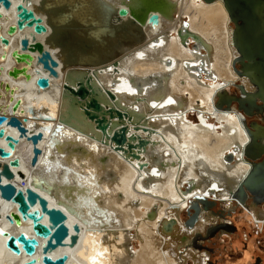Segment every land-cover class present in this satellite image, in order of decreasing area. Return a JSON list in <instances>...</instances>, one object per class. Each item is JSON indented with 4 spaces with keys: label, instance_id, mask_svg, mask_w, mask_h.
<instances>
[{
    "label": "bare ground",
    "instance_id": "1",
    "mask_svg": "<svg viewBox=\"0 0 264 264\" xmlns=\"http://www.w3.org/2000/svg\"><path fill=\"white\" fill-rule=\"evenodd\" d=\"M13 1L14 4L17 2ZM44 1L45 5L41 7L40 0H33L37 11H47L46 16L42 14L44 19L62 22L73 16L86 29L85 23L97 24L86 31L80 27L77 32L81 36L89 35L92 43L100 48L96 51L91 48L87 52L78 49L77 61L93 64L66 68L65 52L53 49L60 57V73L50 75V87L39 89L36 76L38 73L49 75V72L37 61L29 66L31 71L37 68L30 79L14 78L8 73L13 64H25L11 55L24 32L8 34L9 24L16 22L14 4L9 9L1 7V31L9 37V44L2 42L0 37V108L10 115L12 93L5 88V82L9 81L15 88L14 97L22 98L17 113L21 117L28 116L25 124L30 128L39 120L42 124L37 128L44 131L39 142L44 151L35 166L31 164L33 143L26 136L21 137L15 152L21 162L14 169L17 171L20 167L28 176L21 178L17 171L13 181L25 186L31 179H44V183L31 184L32 187L46 197L50 207L66 211L70 231L79 235L76 244L65 243L48 253L53 257L66 253L65 264H177L179 257L173 255L175 246L180 242L181 247H185L195 240L200 233L198 226L204 224L203 213L208 214L202 206L194 227L187 225L185 220L179 225L180 212L189 205V200L196 193H206L221 199L222 204L227 200L233 202L232 190L250 169V162L243 156V145L249 136L238 113L216 106L218 92L229 88L230 83L246 81L244 83L249 87H245L254 89L248 78L236 71L235 65L240 67L236 63L239 51L232 41L230 18L231 30L227 29L229 12L226 4L223 0H166L167 3L165 0ZM59 4H67V13L51 14L49 7ZM121 6L129 9L127 15L118 13ZM155 10L160 13V22L153 25L148 16ZM184 15L189 17L190 26L188 20H183ZM179 21L181 24L176 29L173 25ZM135 25L137 32L130 33ZM25 31L33 34L29 27ZM36 38L42 36L36 34ZM118 41L121 42L119 46ZM161 47H166L175 60L153 58L154 50ZM233 49L237 52L234 56ZM4 52L7 53L5 58L2 57ZM107 59L110 60L94 64ZM70 68L93 71L103 90L108 87L115 92V99H110L105 92H101V96L108 98V104L132 114L131 120L124 119L128 124V136L139 133L149 138L144 146L135 149L139 157L105 141L101 138L102 132L91 125H84V133L69 126L54 133L53 124L58 125V112L69 104V100H61V93L65 73ZM113 78L117 79L116 84L109 82ZM197 85L206 88L204 91L207 90L208 95ZM191 86L197 89V96L193 95ZM45 105L47 108L44 109ZM30 106L36 107L44 116H33ZM191 109L198 115L197 120L190 117ZM213 115L216 121H212ZM4 125L8 132L18 135L17 127ZM0 144H6L4 137H0ZM73 145L81 149L68 151ZM226 152L233 156L227 159ZM142 156H146L147 166L141 167ZM186 181H193L190 188L183 187ZM245 190L249 193V189L245 187ZM0 205V227L16 235L22 231L28 236L33 235L30 219L20 225L7 219V212L18 211L16 202L0 197ZM68 206L80 215L70 211ZM140 207L148 213L139 212ZM151 207H156L158 214L156 209L151 211ZM48 216L46 212L45 220ZM147 219L159 224L163 220L162 229L159 226L154 233L153 223ZM76 222L80 224L79 231L74 228ZM178 226L179 230L192 231L190 236L195 233V238H189L188 233L179 237ZM137 237L142 245L139 250H132L133 240ZM6 238L7 235L0 234V264H24L32 257L25 251L14 252L6 245ZM39 239L41 243L46 240ZM193 252L196 251L193 249ZM42 255L40 245L35 256L41 258ZM194 264L201 263L196 261Z\"/></svg>",
    "mask_w": 264,
    "mask_h": 264
},
{
    "label": "water",
    "instance_id": "2",
    "mask_svg": "<svg viewBox=\"0 0 264 264\" xmlns=\"http://www.w3.org/2000/svg\"><path fill=\"white\" fill-rule=\"evenodd\" d=\"M229 12L232 26V41L239 51V56L236 63L240 67H236V71L248 78L254 89L249 90L244 82L236 83L240 88L239 93L236 91L228 92L223 88L218 92L216 106L220 109L234 110L238 113L241 123L246 129L249 139L243 145V156L250 162L249 172L242 178L232 190V198L243 199L246 194L245 187L251 190L256 199L264 195V122L257 120H247V115H259L264 120V0H223ZM13 0H0V17L3 16L1 7L4 6L9 9L13 6ZM41 7H44L45 1L40 0ZM111 7V5H108ZM16 22L9 24L8 34H14L16 31H22L19 37V46L11 50V55L16 61H24L25 64H13L8 68L9 75L14 78L24 76L30 79L33 76L29 66L35 61L40 63L42 67L49 72V75L38 73L35 82L39 89H45L51 86L52 81L50 75L58 76L60 73L59 65L61 64L60 57L53 49L59 48L58 51L65 52V65H89L93 62L77 61V50L87 52L88 49H100L96 43H92L89 35L81 36L78 34V28H82L80 21L76 17L70 16L66 21L55 22L47 15L46 10L37 11L33 0H17L14 4ZM50 13L54 15H62L67 13V4L52 5L49 7ZM129 9L121 6L118 13L122 16L127 15ZM43 14V15H42ZM45 15V16H46ZM148 20L156 25L160 22V13L158 11H150ZM87 29L95 27L97 24L85 23ZM125 25V23H124ZM33 30V34L29 35L25 30L27 28ZM84 28V27H83ZM85 31L87 30L84 28ZM137 26L133 30H129L133 34L137 31ZM86 33V32H85ZM36 34L42 36L37 39ZM0 37L2 42L9 44V37L2 33L0 25ZM186 36L183 35L184 42ZM121 42L118 41V45ZM92 44V45H91ZM38 52L37 54H35ZM58 56V57H57ZM2 57H7L4 52ZM110 59L96 62L100 64L107 62ZM3 67V66H2ZM63 68V66H62ZM62 70V69H61ZM117 70V67H115ZM235 84V83H234ZM5 88L10 90L12 103V110L10 115L0 108V137H4L6 144H0V197L11 200L17 203V210H11L6 213L7 219L11 223L20 225L24 220L30 219L32 223L33 235L28 236L24 231L19 234L10 233L7 229L0 227V234L7 235L6 245L16 253L25 251L32 254V257L24 262V264H65L68 259L66 253L53 257L48 251L53 250L59 245L65 243L76 244L79 240L77 232H71L70 226L66 222L67 213L59 207H50L46 197L34 189L31 184L44 183V179H31L28 185H18L13 181L16 178V173L20 174L21 178L26 179L27 173L20 167L16 171L14 167L20 165V157L15 153L17 145L21 137H27L33 143V153L31 156V164L37 165L40 156L43 154V148L39 145L40 140L44 137V131L37 128L42 124L39 120L35 122V126L30 128L25 124L28 119L27 115L21 117L17 110L22 104L21 97H14V86L9 82H5ZM101 92H105L110 99H115V92L106 87L104 90L99 82L96 80L93 71L74 70L70 68L65 73L63 89L61 93V100L68 101L66 107L58 112V125L53 124V131L61 132V127H73L78 132H86L84 125H91L93 129H98L102 132L101 138L105 141L115 145L116 148L130 153L133 157H139V153L135 151L136 148L144 146L148 141V137H144L139 133H134L133 136H128V124L124 123V119H132V114L128 111L122 110L116 105L108 104L106 99L102 97ZM47 105L44 106V109ZM29 110L33 116L43 117L44 115L37 112V108L30 106ZM198 117V115H197ZM118 118V119H117ZM118 120V124L116 122ZM4 124L15 126L18 128V135H14L7 131ZM137 126V125H136ZM147 128V126H144ZM94 134L93 132H88ZM65 133H62L64 135ZM62 143V141H59ZM61 146V145H60ZM62 148V147H61ZM81 149L80 146L73 145L68 147V151H77ZM232 153L226 152L225 157L230 159ZM141 158V157H140ZM261 158V159H258ZM140 163L141 167L147 166L148 162L145 160L146 156ZM6 178V180H4ZM193 181H188L190 188ZM37 202L40 203L37 206ZM216 204V199H210L206 193H196L192 199L189 200L188 210L189 217L186 219V224L194 227L197 221L200 208H210ZM1 208V205H0ZM191 208L194 209L192 212ZM70 211L80 215L71 206H68ZM212 210V209H210ZM48 213V219L45 220V213ZM85 220V219H84ZM228 225L231 228L236 226L228 220H224L220 226ZM76 231L80 230V224H74ZM216 227L209 228V233L214 232ZM39 237L46 240L41 243ZM70 237V240L67 238ZM69 241V242H68ZM41 245L43 252L42 257L35 256ZM198 245V244H196ZM41 260V262H40Z\"/></svg>",
    "mask_w": 264,
    "mask_h": 264
},
{
    "label": "rangeland",
    "instance_id": "3",
    "mask_svg": "<svg viewBox=\"0 0 264 264\" xmlns=\"http://www.w3.org/2000/svg\"><path fill=\"white\" fill-rule=\"evenodd\" d=\"M183 17H184L183 18L184 21L185 20L187 21L189 19V17H187L186 15H184ZM165 48L166 47L155 49L154 52L152 53V57L155 59H160L161 57L160 61L166 59L175 60L173 56L167 53V49ZM109 82L116 84L117 79L113 78ZM197 86L203 91L206 89V88L204 89V87H201L199 85ZM191 89H193L195 92L193 93L192 91L193 95L195 94L197 96L198 94L197 89L194 86H191ZM227 89L230 93L234 91L239 93L240 91V88L236 84H231V83L229 84V88ZM204 92L205 95H208L207 90ZM189 112H190V117L193 120L198 119L196 112L194 110L191 109L189 110ZM248 118L250 119V121L254 119L259 122H264V120L256 114L253 116L248 115ZM211 119L212 121H216V117H214V115L211 117ZM218 129L221 128L219 127ZM187 186H188V181H186L183 187L187 188ZM208 197L210 199L215 198L216 204L211 206L210 208H206V210L208 211H211L210 209L218 210V208L221 206L220 204H222L223 201L214 196H208ZM233 201H235L237 205L234 204L235 208L231 207L230 209H228V211L225 212L224 216L218 215V213L215 212L212 213V216H218V218L222 219L223 221L224 220L231 221L236 227L234 229L233 228L224 229L222 227L218 228L219 227L218 226L215 228L214 232L204 233V237L198 239L196 243H194L193 245L190 246L188 244L185 247L183 246L182 255L192 248L196 250V252L205 251L206 253H208L209 264H253L254 261H256V257L258 256H261L264 261V203L263 202L257 203L256 205L257 207L248 209L247 206H245L244 204L242 205L238 203L235 198ZM247 201L251 202V198H248ZM140 208L138 209L139 212L148 213L144 207L142 209ZM191 210L192 212L194 211L193 208H191ZM180 215L182 219L183 220L185 219L186 221V219L189 217L188 206L181 211ZM149 221L153 223L151 227L154 230V233H156L155 226L157 225V223H155V220H149ZM134 223L136 224L137 227L138 222L135 221ZM133 228H134L133 233H135L136 232L135 227ZM140 245H142L141 239L139 237L135 238L133 240L132 250L134 249L139 250ZM247 252L251 253L250 256L246 255ZM173 255L176 257V252H174ZM188 261L192 263L191 259H189ZM196 261L197 260H194V263H196Z\"/></svg>",
    "mask_w": 264,
    "mask_h": 264
},
{
    "label": "flooded vegetation",
    "instance_id": "4",
    "mask_svg": "<svg viewBox=\"0 0 264 264\" xmlns=\"http://www.w3.org/2000/svg\"><path fill=\"white\" fill-rule=\"evenodd\" d=\"M203 1V0H202ZM222 2V1H221ZM223 3V2H222ZM227 15H228V13H227ZM178 17V14H177V16H176V18ZM228 18H227V22L226 23H228L227 24V29H228V31H230L231 30V27H230V24H229V16H227ZM177 20H178V18H177ZM180 22V21H179ZM181 24V22L178 24V22L177 23H175V25H173V26H175L176 27V29L178 28V26ZM188 24H189V26H190V21L188 20ZM191 29H193V27L191 26L190 27ZM230 28V29H229ZM175 29V30H176ZM193 30H195V29H193ZM176 40H177V38H176ZM229 41H230V32H229ZM177 42H178V44H179V40H177ZM180 45V44H179ZM180 48H181V45H180ZM233 56L234 55H236L237 54V52L233 49ZM240 65V64H239ZM234 78H236V74H235V76H234ZM233 78V79H234ZM238 82H242L241 80H239ZM245 83H246V81H244ZM246 86L247 87H249L248 86V84H246ZM249 115V114H248ZM247 115V116H248ZM250 116H253V115H250ZM258 116H262V114L260 113ZM249 121H250V119H249ZM252 121V120H251ZM241 137V136H240ZM262 155H264V154H262ZM258 159H261V158H258ZM248 198H251V202H248L247 200H248ZM236 201L238 202V203H240V204H244L245 206H247V208L248 209H252L253 207H257L256 205H255V203H260V202H263L264 203V195L262 196V197H260L259 199H256V195L251 191V190H249V193L246 191V194L244 195V197H243V199H236ZM224 203L225 204H220L221 206L218 208V210H215V209H213V210H211V212H207L208 214H205V213H203L204 214V224L203 225H201V226H198V228H199V230H200V233H198L197 235H196V239L195 240H193L192 242H189V245L191 246V245H193L194 243H196V241L198 240V239H200V238H203L204 237V233H206V232H208V230H209V228H212V227H218V228H220V227H222V228H224V229H231V227L230 226H228V225H224V226H220L221 225V223H223L224 221L222 220V219H220V218H218V216H212V213L213 212H215V213H218V215H221V216H224L225 215V212H227L228 211V209H230L231 207H234L235 205L234 204H236L235 203V201H233V202H228V200L227 201H224ZM232 204V206H230L231 204ZM230 204V205H229ZM237 205V204H236ZM235 208V207H234ZM155 209H156V207H154V208H152V210L151 211H155ZM156 212H157V209H156ZM206 212V211H205ZM156 214H158V212L156 213ZM180 214H181V212H180ZM203 214H202V216H203ZM171 217V216H170ZM148 218V217H147ZM180 221H179V219H178V224L180 225L181 224V221H183V219H182V217H181V215H180ZM223 218H225V217H223ZM212 219H214V222H212ZM185 220V219H184ZM163 221V220H162ZM162 221H161V223L159 224V223H157V225L155 226V230H158V227L160 226V228L162 229ZM216 225V226H215ZM177 227V226H176ZM177 230H179V226H178V229ZM178 232H180V233H178V236L179 237H182V236H184V235H182V234H184V233H188V235L187 236H189V238H195L194 237V235H195V233H194V235H191L190 236V234H191V232H188V231H186L185 229H180ZM252 243V242H251ZM251 243H250V245H251ZM182 245H181V243L180 242H178L177 243V245L175 246V252H176V256H178L179 257V262L177 263V264H194V260H197V261H199L201 264H209V260H208V253H206L205 251H202V252H193V249H189L185 254H183L182 255V253H183V247H181ZM251 247V246H250ZM196 251V250H195ZM188 253H191L192 255H188ZM250 252H247V256H250ZM197 257H200V260L197 258ZM245 258H246V256H245ZM189 259H191L192 260V263H190L188 260ZM253 264H264V261H263V259H262V257L261 256H258V257H256V261H254V263Z\"/></svg>",
    "mask_w": 264,
    "mask_h": 264
}]
</instances>
